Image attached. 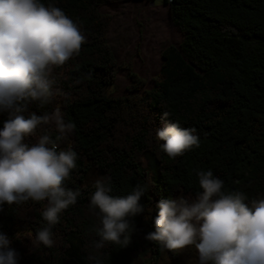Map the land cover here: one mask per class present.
Listing matches in <instances>:
<instances>
[{
	"label": "trees",
	"instance_id": "obj_1",
	"mask_svg": "<svg viewBox=\"0 0 264 264\" xmlns=\"http://www.w3.org/2000/svg\"><path fill=\"white\" fill-rule=\"evenodd\" d=\"M129 1L144 0H41L77 22L86 43L50 78L70 98L57 95L43 107L32 102L24 115L51 114L59 107L65 121L76 125L58 150L76 152L77 167L65 186L81 196L53 228L51 249L32 244L46 226V202L0 205V233L11 241L17 264H92L87 256L99 221L89 207L94 185L84 186L91 169L111 179L113 196L131 194L137 184L147 189L139 201L144 210L128 218L130 243L106 246L104 264H161L164 251L171 264H180L179 253L146 236L155 231L160 201L202 191L197 171L211 170L227 193H242L246 203L264 198V0H164L183 41L163 50L151 89L130 64L118 65L108 42L112 16L101 8ZM119 68L130 80L128 94L112 97L107 88L115 85ZM9 115L0 110V131ZM167 122L194 128L200 147L170 159L156 136ZM44 128L53 139L58 135L54 125ZM146 158L153 160L152 175L143 166Z\"/></svg>",
	"mask_w": 264,
	"mask_h": 264
},
{
	"label": "clouds",
	"instance_id": "obj_2",
	"mask_svg": "<svg viewBox=\"0 0 264 264\" xmlns=\"http://www.w3.org/2000/svg\"><path fill=\"white\" fill-rule=\"evenodd\" d=\"M85 43L80 25L54 4L0 0V110L10 113L0 131V205L46 202L41 212L46 226L36 232L34 247L55 246L53 228L81 192L65 186L77 167L76 152L58 150L76 125L65 121L59 107L51 114L24 113L32 102L43 107L57 95L70 98L54 89L50 78L55 68L78 57ZM168 115L163 114L165 120ZM46 125L55 126V139ZM156 136L172 160L200 147L196 130L177 122L165 123ZM33 137L35 143L26 142ZM196 175L202 191L194 200L181 196L160 201L155 231L146 239L172 253L194 248L198 264H264V198L246 203L242 193H227L224 181L211 170ZM94 189L89 207L99 221L93 229L98 239L87 259L104 264L106 246L123 248L130 243L133 227L128 218L144 210L139 201L147 189L137 184L131 194L113 196L110 178L98 179ZM10 245L0 233V264H17Z\"/></svg>",
	"mask_w": 264,
	"mask_h": 264
},
{
	"label": "rangeland",
	"instance_id": "obj_3",
	"mask_svg": "<svg viewBox=\"0 0 264 264\" xmlns=\"http://www.w3.org/2000/svg\"><path fill=\"white\" fill-rule=\"evenodd\" d=\"M101 12L112 16L108 42L118 65L130 64L133 71L147 81L145 89H151L163 64V50L171 45L179 46L183 41V35L171 21L169 6L164 0L129 1L105 5ZM129 84L127 72L119 68L115 85L108 87L107 93L112 97H123L128 94ZM152 161L146 158L143 164L151 175L154 173ZM100 178L104 176L91 169L84 186H92ZM181 196L194 200L197 195L178 193L174 199ZM179 258L180 264H198V253L194 248L179 253ZM161 264H171L166 251L162 254Z\"/></svg>",
	"mask_w": 264,
	"mask_h": 264
},
{
	"label": "built area",
	"instance_id": "obj_4",
	"mask_svg": "<svg viewBox=\"0 0 264 264\" xmlns=\"http://www.w3.org/2000/svg\"><path fill=\"white\" fill-rule=\"evenodd\" d=\"M170 1H172V0H170Z\"/></svg>",
	"mask_w": 264,
	"mask_h": 264
}]
</instances>
